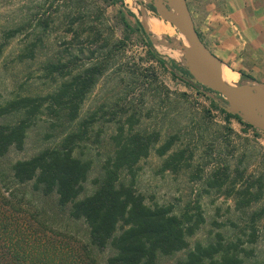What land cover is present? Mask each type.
<instances>
[{"label":"rangeland","instance_id":"obj_1","mask_svg":"<svg viewBox=\"0 0 264 264\" xmlns=\"http://www.w3.org/2000/svg\"><path fill=\"white\" fill-rule=\"evenodd\" d=\"M184 2L201 40L222 64L219 75H232L239 81L236 84L254 85L264 91V0L255 3L260 8L256 17H248L259 23L252 33L251 27L238 23L243 19L241 13L237 20L222 11L228 2ZM123 3L87 0L88 8L82 9L74 0H0V105L18 96L53 92L60 80L46 76L44 67L49 62L64 63L73 54L81 69L109 55L107 69L81 105L80 118L99 108L107 113L125 108L138 121L134 130L159 135L155 149L175 136L172 151H183L187 166L177 172L164 170L167 156L160 157L152 150L134 168L135 190L149 206H167L174 214L198 213L203 219L195 234L188 237V249L159 255L158 264H176L195 243L216 241L218 234L225 241L244 242L243 248L249 253L244 264H264V191L260 201L238 210L234 197L225 189L218 191L205 184L217 169L222 175L235 177L234 190L257 178L264 184V132L249 127L241 118L239 122L227 117L235 114L226 108L223 97L174 67L172 59H178L179 67L186 70L180 60L186 39L152 10L151 0ZM137 6L159 18L139 15L144 33L127 14ZM79 15L85 21L75 20L71 26V19ZM246 15L251 14L247 11ZM150 20L160 26L158 30ZM90 27L101 34L98 44L89 42L93 35ZM12 30H18L16 36L5 39ZM32 44L34 57L24 58V50ZM17 118H0V125ZM106 121L100 119L91 138L75 152L92 162L79 198L94 192L93 181L112 154L110 137L118 122L117 118ZM50 125L47 117H39L27 134L23 150H11L0 158V228L16 231L8 236L0 229V264H73L76 258L82 264H105L111 250L90 248L82 221L69 219L66 212L55 207L53 197L43 198L33 192L31 183L18 185L12 179L10 169L16 161L59 142L61 128Z\"/></svg>","mask_w":264,"mask_h":264},{"label":"trees","instance_id":"obj_2","mask_svg":"<svg viewBox=\"0 0 264 264\" xmlns=\"http://www.w3.org/2000/svg\"><path fill=\"white\" fill-rule=\"evenodd\" d=\"M74 1L79 8H88L87 0ZM110 1L124 5L123 0ZM127 14L134 18L137 29L144 33L143 26L133 13L129 11ZM75 20L85 21L84 16L79 15L71 19V26ZM88 30L93 31L90 44H98L97 38L101 34L94 27ZM17 33L18 30L8 31L5 39L14 38ZM73 40L77 38L74 36ZM34 46L26 47L24 58L34 57ZM109 59V55L102 56L81 69L77 67V55L73 54L64 63L49 62L44 67L46 76L60 80L53 92L44 96H18L0 105V118L18 116L13 123L0 125V158L11 150H23L29 130L39 117H47L52 128H61L59 142L28 159L16 161L10 169L13 181L18 185L31 183L33 192L43 198L53 197L55 207L66 212L69 219L82 221L87 229V245L98 251L111 250L105 264H158L159 255L169 256L187 250L188 237L195 234L203 219L198 213L184 211L174 214L167 206H149L135 190L134 168L152 150L160 157L167 156L163 162L164 170L177 172L187 166L184 152L172 151L175 136H170L155 149L159 135L134 130L133 124L138 121H134V115L125 108L119 113H107L99 108L80 118L81 105L104 74ZM178 68L191 77L186 70ZM106 115L108 119H104ZM226 116L242 122L235 115ZM116 118L118 126L110 137L112 154L103 161L100 176L93 181L94 192L79 198L92 162L76 156L75 152L91 138V132L100 119L113 122ZM218 170L211 173L205 184L210 189H225L229 196L234 197L238 210L262 199L264 184L261 179L247 181L244 188L234 190L235 177L222 175ZM239 177L242 178V175L239 174ZM0 229L8 236L16 232L5 227ZM243 243L240 239L225 241L218 234L216 241L195 243L176 264H244L249 253L243 248ZM78 259L73 264H82Z\"/></svg>","mask_w":264,"mask_h":264},{"label":"water","instance_id":"obj_3","mask_svg":"<svg viewBox=\"0 0 264 264\" xmlns=\"http://www.w3.org/2000/svg\"><path fill=\"white\" fill-rule=\"evenodd\" d=\"M159 17L186 39L181 62L202 87L219 94L226 108L245 123L264 132V91L254 85L225 84L215 67L222 65L196 31L184 0H152Z\"/></svg>","mask_w":264,"mask_h":264},{"label":"crops","instance_id":"obj_4","mask_svg":"<svg viewBox=\"0 0 264 264\" xmlns=\"http://www.w3.org/2000/svg\"><path fill=\"white\" fill-rule=\"evenodd\" d=\"M223 1L228 2L229 6L226 5L228 8L226 10H225V8H222V11H224V12L226 11L227 14L230 17H232V18H235V17L237 18L238 15L241 13L240 15H241V17L243 19L240 21L237 18V20L239 21L238 23L240 24V26H242L244 28H248V29H249V27H251V29L249 30V33H252V32L255 31L256 25H258L259 23L256 22V21L254 22V20L250 21L248 19L250 17L254 19L256 17V13L260 10V8L255 5V3L258 2V0H223ZM247 11L251 15H246ZM131 13H133V15L136 18H138L139 15H142V16L146 15L149 18L159 20L158 16H156L154 13H153V16H152L151 15L152 12H150L146 8H142L140 6L135 7V11H131ZM245 17H247L246 20H244ZM245 32H247V31H245ZM173 48L176 49L175 47H173ZM172 64L176 65L178 67L179 66L178 59H172Z\"/></svg>","mask_w":264,"mask_h":264},{"label":"bare ground","instance_id":"obj_5","mask_svg":"<svg viewBox=\"0 0 264 264\" xmlns=\"http://www.w3.org/2000/svg\"><path fill=\"white\" fill-rule=\"evenodd\" d=\"M156 21V20H155ZM149 22V21H148ZM149 23H151V26L152 27H154L156 30H158V28L160 27V26H158L157 24H155V22H152L151 20H150V22ZM157 23V22H156ZM159 24V23H158ZM150 26V27H151ZM154 32V31H153ZM173 43V42H172ZM176 43V42H175ZM167 51V50H166ZM167 55V54H166ZM215 69L216 70H219V71H217L218 72V74H219V72H220V70H222L221 68H219V65L218 66H216L215 67ZM223 71V70H222ZM220 76V75H219ZM220 78L222 79V81L225 83V84H227V85H230V86H233L234 84H236V83H238L239 81H238V79L236 78V77H234V76H232V75H228V74H225V73H223L221 76H220ZM241 83V82H240ZM244 85V84H243Z\"/></svg>","mask_w":264,"mask_h":264},{"label":"flooded vegetation","instance_id":"obj_6","mask_svg":"<svg viewBox=\"0 0 264 264\" xmlns=\"http://www.w3.org/2000/svg\"><path fill=\"white\" fill-rule=\"evenodd\" d=\"M150 7L152 8V10L154 11V12H156V10H155V8H154V4H153V1L151 0V5H150Z\"/></svg>","mask_w":264,"mask_h":264}]
</instances>
